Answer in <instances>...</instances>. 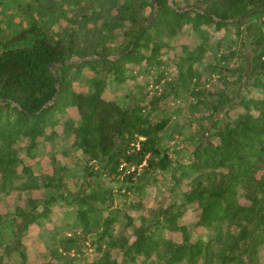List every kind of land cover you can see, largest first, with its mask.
<instances>
[{"label":"trees","instance_id":"trees-1","mask_svg":"<svg viewBox=\"0 0 264 264\" xmlns=\"http://www.w3.org/2000/svg\"><path fill=\"white\" fill-rule=\"evenodd\" d=\"M147 1L110 0L117 14L87 35V24L96 23L94 14L82 13L66 36L52 31L56 11L61 9L58 4L51 15L45 9L46 20L41 16L8 35L0 27V194L19 191L23 200L12 220L0 214L4 246L0 264H15L9 259L15 251L17 264H29L23 238L33 224L45 218L54 220L52 206L61 200L76 207L73 215L80 223L76 226L81 227L80 235L66 237L67 249L81 246L90 234L96 235L92 243L100 255L89 264H264V175H258L264 169V99L243 96L239 101L242 111L236 118L216 126L217 140L203 139L197 144L192 162L183 172L190 181L188 190L162 192L149 202L144 198L147 184H153L148 174L155 169L168 170L173 164L160 134L166 121L146 113L147 88L123 89L119 99L104 97L110 83L119 89L126 87L131 63H149L161 56L165 42L155 38L154 30L175 35L188 25L196 31L203 25L215 31L240 29L250 17L264 13L263 8L244 16L263 6L264 0H204V8H181L180 0H173L174 5L157 0L151 24L143 15ZM125 22L129 26L117 40L115 30ZM251 37L255 54L252 84L264 89V30ZM237 41L235 35L229 42L223 39V44L231 46ZM219 43L220 39L214 44ZM149 45L147 55L144 49ZM210 46L209 40L200 42L198 55L188 59L205 63ZM86 69L92 73L89 78ZM86 80L92 82V91L76 90L74 84ZM230 101L223 93V102L216 109ZM148 103L155 106L159 101ZM71 107L77 109L78 117L61 122ZM59 123L75 147L93 162L85 166L76 191L68 185L67 165L54 158L55 172L39 174L22 157L23 153L33 157L46 147L48 129ZM43 136L45 141H39ZM22 140L28 144L21 145ZM101 178L118 183L120 190L106 188ZM174 178L180 182L176 175ZM41 189L47 195L34 197ZM119 198L140 211L139 224L128 212L110 208ZM190 206L198 211L193 229L208 232L193 237L190 226L182 222ZM122 219H127L128 234L114 231V224ZM4 227L18 238L15 245L5 240ZM169 233H181L182 240ZM112 251L120 252L122 260L113 258ZM54 259L55 253L44 264H56Z\"/></svg>","mask_w":264,"mask_h":264},{"label":"rangeland","instance_id":"rangeland-1","mask_svg":"<svg viewBox=\"0 0 264 264\" xmlns=\"http://www.w3.org/2000/svg\"><path fill=\"white\" fill-rule=\"evenodd\" d=\"M80 1V4H75V0H0V27L3 28L4 35H8L16 29L28 27L30 22L41 20V16L46 20L45 9L48 10V15H51L52 13L49 12L57 10L54 8L58 4L61 9L56 11L54 23L51 25L52 31L66 36L78 24L82 13L94 14L96 23L87 24L89 28L85 33L87 35L96 32V28L101 27L105 20L118 12L110 0ZM152 2L153 0H148L143 10V15L149 21L158 10L157 2H153V5ZM169 3L174 5L173 0H169ZM179 6L204 8L205 3L204 0H180ZM263 19L264 13L250 17L240 29L231 27L227 30L215 31L203 25L200 31H196L188 25L175 35L167 32L156 34L154 30L155 38H162L165 42L158 60H150L149 63L145 60L141 64L131 63L132 71L126 87L119 89L112 83L107 87L104 93L107 99L122 98L123 89L130 87L139 90L147 88L149 95L144 103L148 106L146 113L151 112L166 121L160 134L173 164L168 170L155 169L148 174L153 184H147L144 198L149 202L155 201L162 192L169 193L173 189L188 190L190 181L184 178L183 172L188 170L197 144L203 139L217 140L214 136L216 126L222 121L236 118L242 111L239 101L243 96L253 94L259 99H264V89L254 87L251 79L255 55L251 48L253 42L251 34H257L260 29L264 30ZM247 24H251L250 29H246ZM128 26L129 23L125 22L123 27L115 30L118 34L117 40L122 39L123 31ZM235 35L238 38L235 44L231 46L223 44V39L224 43L229 42L230 37ZM218 39L220 43L216 46L214 43ZM206 40L211 44L205 55L206 62L189 60L190 56L198 55L196 46ZM149 47L150 45L145 46L144 49L147 55L150 54ZM86 74L88 78L92 76L89 69H86ZM139 84H142V88ZM74 86L80 92L92 91L90 80L77 81ZM223 93H227L231 101L217 110V106L223 102ZM151 100H157L159 103L153 106L148 103ZM67 117L77 118V109L68 108L61 122ZM55 129L57 133L53 134ZM55 129H48L46 136H50V142L45 141L46 136L39 138V141H45L46 147L37 150L33 157L26 153H23L22 157L26 164L31 165L39 174L51 175L55 172L54 158L67 165L69 170L66 173L70 178L68 185L72 191H76L83 180L85 166L93 162L75 147L73 138H68V135L62 132V123H59ZM26 144L28 141H21V145ZM139 171L143 172L141 168ZM174 175L180 182H177ZM258 175H264V169L259 171ZM101 182L106 188L114 189L115 192L120 190L118 183L107 178H101ZM45 195H47L45 189L34 192V197ZM115 204V207L110 208L120 213L128 212L136 219L137 224L140 223V211L132 208L128 203L124 204L122 198H119ZM18 205H23L19 191L0 194V214L6 216L7 221L15 217ZM75 209L74 205L70 206L61 200L52 206L54 220L45 218L40 224L35 223L31 226L28 234L23 238V243L29 250V264L47 263L53 258V253L56 254L54 259L56 264H89L100 255L97 245L92 243L95 234L88 235L87 241L81 243V246L67 249L66 237L80 235L81 232V227L76 226L80 224L79 220L73 215ZM197 214L196 208L190 206L182 218V222L190 226L193 237H196L197 233L208 232L203 228L193 229ZM126 222L127 219H122V222L114 224L116 234H128ZM4 233L5 240L15 245L18 238L12 237L11 229L4 227ZM169 235L178 241L182 240L181 233H169ZM3 252L4 246L0 242V254ZM112 253L113 258L122 260L120 252L112 251ZM9 259L17 264L19 262L17 252L11 254Z\"/></svg>","mask_w":264,"mask_h":264},{"label":"water","instance_id":"water-1","mask_svg":"<svg viewBox=\"0 0 264 264\" xmlns=\"http://www.w3.org/2000/svg\"><path fill=\"white\" fill-rule=\"evenodd\" d=\"M156 1H157V0H153L154 3H156ZM263 8H264V5H263V6H260V7H257V8H255L254 10L250 11L249 13L245 14L244 16L252 15V14H254V12L259 11V10H261V9H263ZM155 15H156V12H155V14H154L153 16H151V18H150V23H149V24H151V23L154 21V19H155ZM83 62H84V60H83Z\"/></svg>","mask_w":264,"mask_h":264}]
</instances>
